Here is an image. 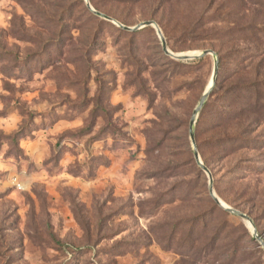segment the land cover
Here are the masks:
<instances>
[{
  "label": "rangeland",
  "instance_id": "rangeland-1",
  "mask_svg": "<svg viewBox=\"0 0 264 264\" xmlns=\"http://www.w3.org/2000/svg\"><path fill=\"white\" fill-rule=\"evenodd\" d=\"M95 2L155 20L173 52L218 54L197 147L264 238V0ZM213 70L85 0H0V264H264L194 157Z\"/></svg>",
  "mask_w": 264,
  "mask_h": 264
},
{
  "label": "water",
  "instance_id": "water-1",
  "mask_svg": "<svg viewBox=\"0 0 264 264\" xmlns=\"http://www.w3.org/2000/svg\"><path fill=\"white\" fill-rule=\"evenodd\" d=\"M85 2H86L87 8L90 11H92L94 14H96L97 16L102 17L106 20H109L111 22L116 23L118 26H120L121 28H123L125 30L136 31V30L141 29V28L146 27V26L154 27L158 33V36L160 37L162 49H163L164 53L173 57L174 59L181 60V61H188V60L202 58L208 54H212L214 56V70H213V74H212V78H211V84L209 86H207V88L203 92L202 96L200 97L198 104L196 105V107L193 110V113H192V116L190 119V123H189V136H190V140H191V144H192V148H193L194 157H195L197 164L207 173V175L209 177V193L212 196V198L215 200V202L219 206H221L222 208L227 210L228 212L235 214V215H238V216L242 217L244 220H246V222L248 223V225L251 228L253 236L255 237L256 240L259 241L261 246L264 247V238L258 232V229H257L253 219L251 218V216H249L248 214L242 212L241 210H239L237 208H234L228 204H224L223 200L216 194V192L214 190V181H213V176H212L211 170L201 159V156H200V153H199V150L197 147V141L195 138V125H196L197 118H198L199 114L201 113L207 99L209 98V96L212 92V89L215 85V82H216V78H217V75L219 72L218 54L211 49H204L201 51H193V52H187V53L173 52L168 46V42L166 40V37H165L161 27L159 26V24L155 20H153V19L146 20V21H143V22L136 24L135 26H128V25H125V24L121 23L120 21L116 20L112 16H110V15H108V14H106L100 10H97L92 5L90 0H85Z\"/></svg>",
  "mask_w": 264,
  "mask_h": 264
},
{
  "label": "trees",
  "instance_id": "trees-1",
  "mask_svg": "<svg viewBox=\"0 0 264 264\" xmlns=\"http://www.w3.org/2000/svg\"><path fill=\"white\" fill-rule=\"evenodd\" d=\"M90 2L94 5V7L97 9V10H99L100 8H99V5L97 4V2H95V0H90ZM101 11V10H100ZM223 58V56H220V62H222V59ZM181 61V60H180ZM221 70V68L219 67V72H218V75H217V78H216V82H215V85H214V88H216L217 87V85H218V83H219V78H220V71ZM211 94H213V91L211 92ZM210 94V95H211ZM207 103H209V100L207 99V101H206V103H205V105H204V107H203V109H202V112L203 111H205L206 110V108H207ZM223 109V108H222ZM94 111H96V110H94ZM222 112H224V109L222 110ZM213 141H215L216 143H219L220 144V142L221 141H223V140H221L220 138H214L213 139ZM200 145H201V143H200ZM200 145H199V143H198V147H200ZM222 145H224V143H222ZM207 161V160H206ZM206 161H204L205 163H206ZM207 164V163H206ZM214 200V199H213ZM214 202H215V200H214ZM216 203V202H215ZM217 204V203H216ZM218 205V204H217ZM260 233V232H259ZM261 234V233H260ZM262 235V234H261Z\"/></svg>",
  "mask_w": 264,
  "mask_h": 264
},
{
  "label": "bare ground",
  "instance_id": "bare-ground-1",
  "mask_svg": "<svg viewBox=\"0 0 264 264\" xmlns=\"http://www.w3.org/2000/svg\"><path fill=\"white\" fill-rule=\"evenodd\" d=\"M211 84V83H210ZM224 204H226L225 202H223Z\"/></svg>",
  "mask_w": 264,
  "mask_h": 264
}]
</instances>
